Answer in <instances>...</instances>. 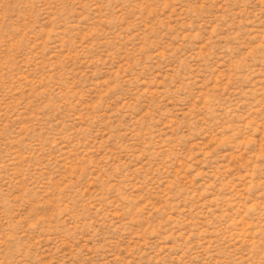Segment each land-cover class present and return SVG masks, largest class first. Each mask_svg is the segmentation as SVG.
Instances as JSON below:
<instances>
[{
	"label": "rangeland",
	"instance_id": "obj_1",
	"mask_svg": "<svg viewBox=\"0 0 264 264\" xmlns=\"http://www.w3.org/2000/svg\"><path fill=\"white\" fill-rule=\"evenodd\" d=\"M0 264H264V0H0Z\"/></svg>",
	"mask_w": 264,
	"mask_h": 264
}]
</instances>
